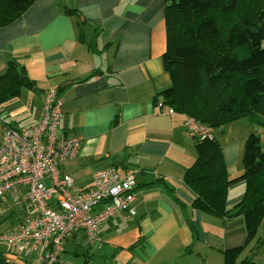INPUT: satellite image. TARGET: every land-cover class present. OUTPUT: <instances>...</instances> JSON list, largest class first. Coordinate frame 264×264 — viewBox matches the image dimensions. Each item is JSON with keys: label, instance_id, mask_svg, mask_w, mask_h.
<instances>
[{"label": "crops", "instance_id": "1", "mask_svg": "<svg viewBox=\"0 0 264 264\" xmlns=\"http://www.w3.org/2000/svg\"><path fill=\"white\" fill-rule=\"evenodd\" d=\"M165 49L164 0H35L0 29V75L15 59L37 89L0 110L11 113L3 127L36 124L46 91L55 89L63 99L58 135L82 137L78 156L59 167L73 179L74 193L92 187L93 174L102 169L136 179L135 215L118 212L102 223L95 246L86 244L83 232L70 234L56 264H224L232 250H238L233 264H264V251L247 244L241 217L225 220L193 208L184 174L195 161L194 139L181 115L154 101L171 85L162 64ZM251 130L247 119L213 130L230 180L242 174ZM244 189L243 181L229 187L228 211ZM27 205L14 232L35 216ZM4 255L26 264L14 251Z\"/></svg>", "mask_w": 264, "mask_h": 264}, {"label": "trees", "instance_id": "2", "mask_svg": "<svg viewBox=\"0 0 264 264\" xmlns=\"http://www.w3.org/2000/svg\"><path fill=\"white\" fill-rule=\"evenodd\" d=\"M34 1L0 0V29L17 20ZM164 23L162 64L171 85L155 97L156 107L181 115L183 123L191 117L209 127L212 135L213 130L240 119L252 126L244 142L242 174L232 180L214 136L203 141L193 138L196 157L184 174L195 195L193 208L225 220L241 217L247 244L257 242L256 249L263 252L264 140L257 132H264V0H164ZM24 89L37 92L25 67L8 60L0 75V110L19 99ZM239 181L245 183L243 197L228 211L229 187ZM25 211L29 212L21 209L24 215ZM7 251L14 250L7 246ZM236 253L226 252L224 264H233ZM4 254L0 252V264H15Z\"/></svg>", "mask_w": 264, "mask_h": 264}, {"label": "built area", "instance_id": "3", "mask_svg": "<svg viewBox=\"0 0 264 264\" xmlns=\"http://www.w3.org/2000/svg\"><path fill=\"white\" fill-rule=\"evenodd\" d=\"M63 99L55 89L45 93L36 124L23 129L5 126L0 140V201L24 199L35 209L21 228L0 236L27 264H56L67 236L83 232L86 244H100L99 226L123 212L134 216L136 179L120 176L115 168L93 174L92 187L74 193V181L59 165L74 160L82 137L59 136ZM173 114L172 110H168ZM187 131L196 140H211L209 127L185 117ZM103 208L93 213V208Z\"/></svg>", "mask_w": 264, "mask_h": 264}, {"label": "rangeland", "instance_id": "4", "mask_svg": "<svg viewBox=\"0 0 264 264\" xmlns=\"http://www.w3.org/2000/svg\"><path fill=\"white\" fill-rule=\"evenodd\" d=\"M29 91L24 89L21 93V99L25 101V99H29L28 95ZM16 100L11 101L10 103H7L4 105L2 109L5 111L9 106L15 103ZM10 111H8L6 114H0V140H1V133H2V127H3V121H6L7 123L11 122V115ZM16 125V124H14ZM259 136H261V139L264 140L261 134L257 132ZM28 208V205L22 206V204H17V202L11 200V199H5L3 201H0V236L3 234H9L13 233L20 223L24 220V214L21 212L22 208ZM262 228L260 227L256 239H258L261 236ZM257 245V242H254L253 245ZM0 252H7V246L0 242ZM59 258V257H58Z\"/></svg>", "mask_w": 264, "mask_h": 264}]
</instances>
